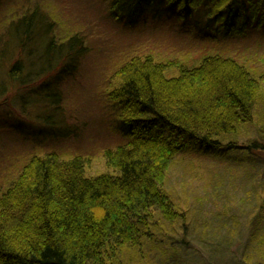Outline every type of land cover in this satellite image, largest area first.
I'll list each match as a JSON object with an SVG mask.
<instances>
[{
	"label": "trees",
	"instance_id": "16d2710c",
	"mask_svg": "<svg viewBox=\"0 0 264 264\" xmlns=\"http://www.w3.org/2000/svg\"><path fill=\"white\" fill-rule=\"evenodd\" d=\"M108 4V15L128 28L150 16L175 18L209 49L193 66L143 52L114 71L105 99L124 141L105 151L107 171L90 175V157L58 149L29 156L0 191V264H153L152 252L160 255L154 264H187L180 248L191 213L168 187L170 173L193 156L264 161V72L228 49L264 31V0ZM30 8L0 32V109L17 106L38 121L31 134L44 126L62 142L67 134L56 129L69 119L62 87L88 47L79 33L59 36L41 5ZM249 125L256 135L241 142ZM251 187L246 248L264 258V179L253 176Z\"/></svg>",
	"mask_w": 264,
	"mask_h": 264
},
{
	"label": "rangeland",
	"instance_id": "374dc122",
	"mask_svg": "<svg viewBox=\"0 0 264 264\" xmlns=\"http://www.w3.org/2000/svg\"><path fill=\"white\" fill-rule=\"evenodd\" d=\"M108 2L9 0L1 6L0 32L10 18L21 15L27 7L41 5L56 20L59 36L79 33L85 37L88 50L77 74L62 87L70 120L66 119L65 125L56 131L61 135L66 133V140L60 142L44 126L42 131L31 134L40 127L38 121L26 120L29 118L17 106L0 109V191L17 178L23 164L36 151L58 149L68 156L82 154L91 158L88 174L107 171L105 151L124 141V129L115 123V114L105 99L114 71L132 54L143 52L152 53L163 62L170 60L193 66L209 49L195 30L184 28V24L181 28L182 24L175 18L158 22L150 16L128 28L108 15ZM255 34L257 40L233 41L228 49L248 67L264 72V31ZM19 128L25 132L21 133ZM255 135V126L249 125L243 128L239 138L246 143ZM245 161L240 164L193 156L170 173L168 187L191 213L186 242L180 248L187 264H264L263 256L252 251L251 257L252 252L246 248L250 220L256 211L250 196L251 182L253 176L257 182L264 179V161L257 164ZM246 169H250L248 174ZM181 233L180 230L177 236ZM207 242L211 251L205 246ZM159 257L156 252L150 255L153 264Z\"/></svg>",
	"mask_w": 264,
	"mask_h": 264
}]
</instances>
